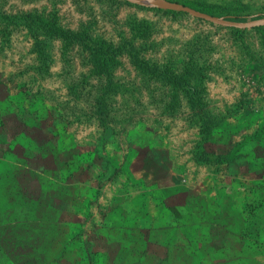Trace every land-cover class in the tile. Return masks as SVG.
Segmentation results:
<instances>
[{
	"label": "rangeland",
	"instance_id": "1",
	"mask_svg": "<svg viewBox=\"0 0 264 264\" xmlns=\"http://www.w3.org/2000/svg\"><path fill=\"white\" fill-rule=\"evenodd\" d=\"M169 1L205 2L217 15L242 23L264 19V0ZM151 7L129 0H0V112L44 119L41 125L18 122L16 130L57 123L79 145L80 155L70 165L78 163L92 180L106 174L100 188L85 186L84 193L99 195L89 196L92 203L81 212L57 218L49 207L28 204L15 212L12 230L10 217L0 223L20 242L18 264H35L27 257L33 246L44 245L42 235L49 230L61 245L71 241L74 254L83 252L90 264L92 257L114 262L118 244L99 238L100 232L108 235L109 219L118 227L126 224L125 238L136 246L131 263L145 259L140 243L147 235L157 254L176 259L169 243L185 245L209 235V264H264V26L226 27ZM28 14L121 46L118 63L96 72L88 49L42 32ZM131 47L153 65L191 78L192 88L173 87L141 71L128 53ZM27 143L21 137L13 144L14 160ZM44 168L54 180L53 164ZM168 171L175 176L164 183L183 186L180 194L166 203L149 201L143 193L156 188L152 180ZM6 172V163H0L4 205L5 193L15 187ZM21 183H27L23 174ZM122 193L134 201L132 223L114 213V198ZM133 223L137 227L130 228ZM153 259L149 256V263ZM0 263L7 264L2 252Z\"/></svg>",
	"mask_w": 264,
	"mask_h": 264
},
{
	"label": "trees",
	"instance_id": "2",
	"mask_svg": "<svg viewBox=\"0 0 264 264\" xmlns=\"http://www.w3.org/2000/svg\"><path fill=\"white\" fill-rule=\"evenodd\" d=\"M182 4L211 15L220 16L215 13L216 9L214 7L205 2ZM150 9L158 8L151 7ZM221 13H224V11H221ZM25 17H28L33 23V26L37 29H41L42 32L63 37L67 45L79 43L85 49H88L94 59V69L98 73L108 72L118 63L117 58L121 53L120 51H122L120 49L121 46L115 47L103 39H94L93 36L89 35L87 32L77 33L67 31L58 27L55 21H50L40 16L28 14ZM225 17L228 18L229 16L225 15ZM136 50L138 49L131 47L128 53L130 52L132 54L133 61L141 71L153 77H158L168 82L173 87H178L180 84H183L186 89L192 88L190 83L191 78L178 74L176 70L170 66L153 65L150 61L140 58L139 51ZM11 103L14 105V102ZM43 120V117L40 116H24L22 112L11 113L8 112L7 109L0 112V147H4V149H0V158L4 159V161L0 160V163H6L7 172L5 177L14 179L12 180V185L15 186L14 189L11 190L12 192H8L7 190L8 193H5L7 204L4 205V201L0 199V204H3L0 206V223H5L7 221L6 217H10L9 230H12L14 222L18 221L15 212H20L25 205L30 204L32 207L33 205H40L43 208L49 207L55 212L57 218L64 212H81L83 207H88V205L92 203L88 199L89 196L99 195V191H89L87 195L84 193V189H86L85 186L90 184L94 185L93 187L97 189L106 183V174L101 173L99 178L92 180L90 177L86 176V171L83 172L78 169V163L70 165L71 158L73 157V159H76L80 155L78 152L79 145L71 141L70 135H68V132L62 126H58L57 123H54L51 126H40V128H36L34 125H27V129L22 130H16L14 127L16 123L18 124L16 127L21 126L18 122L29 124L31 121H36L37 124L41 125V123L44 122ZM21 137L25 138L28 143L26 147L20 151V157L14 160L10 155H13V152H15L13 144L18 142ZM47 153H50V156ZM88 155H90V153ZM13 160L15 161L14 164H8V161ZM77 160L80 162V159ZM47 162L48 164H53L52 170H54L56 174L54 180L45 176L46 169L44 166ZM80 164H82L85 169L83 162H80ZM22 174L26 176L27 183H21ZM35 182L38 183L39 186L36 185ZM0 185L2 184L0 183ZM35 185L38 188H36ZM52 189L53 194H49V191ZM114 213L119 214L117 211ZM46 215L47 218H49L48 214ZM122 215L127 218L130 212H123ZM30 217L22 218V224L25 225L27 221L30 220ZM113 221L112 219L106 221V228L109 230L107 232L108 235L104 234V232H100L99 238L109 241L110 244L114 242L118 244V261L105 262L92 257V264H174L175 260H179L180 264H209V255H211V253H209V249H211L209 246V235H206L203 239L189 240L185 245L177 243L173 245L169 243L168 246H173V248H175L173 253H177V259L175 256H170L165 252L157 254V250L150 245L151 243L149 244L151 235H147L149 238H146V240L140 243L142 250L141 255L146 256L145 259L142 260L141 258L131 263V257L136 254V246H131V242L125 238L127 234L126 224L118 227L115 221ZM44 223L45 222L42 224ZM4 231L5 230L0 228V252L6 255L7 264H18L15 256L20 242L18 243V238L9 233L8 230ZM38 234L41 236L42 230ZM118 234H122V236L118 237ZM43 236L47 237V241L44 245L38 247V249L37 247H32L34 251L27 257L28 261H34L35 264H61V262L66 264H90L87 256L84 255L83 252L74 254L71 241L61 245V241L56 239L57 235H53L51 230H49V232L46 231L42 237ZM84 245L86 244L84 243ZM87 248H90V245H88ZM36 249L37 253H35ZM182 250H186V252L181 254L180 252ZM84 252L86 253V250H84ZM88 253L90 255L92 254L90 251ZM127 255L130 258L125 257ZM149 256H153V263H149ZM235 263L236 262H233L232 264ZM238 264H240V262Z\"/></svg>",
	"mask_w": 264,
	"mask_h": 264
},
{
	"label": "crops",
	"instance_id": "3",
	"mask_svg": "<svg viewBox=\"0 0 264 264\" xmlns=\"http://www.w3.org/2000/svg\"><path fill=\"white\" fill-rule=\"evenodd\" d=\"M166 166V165H165ZM173 167V163L167 164V168L170 169ZM175 176L174 172L168 171L166 174L164 173L162 177L153 179V184L156 188L152 187V189L147 190L143 195H145V198L149 197V201H152V198L158 199L160 203H166L168 200L172 197L175 196L176 193L177 195L180 194L179 191L183 189V186L181 185H173L171 182H165L164 181H172L173 177ZM171 184V185H170ZM178 191V192H177ZM176 192V193H175ZM175 193V194H174ZM128 193H122L119 195L118 198L115 199V203H113L114 208H116L115 211L119 212L120 214L125 212L132 215L134 213V201L127 195ZM117 202V203H116ZM113 208V209H114ZM136 217L135 216H129L127 217L126 221L134 220ZM135 221V220H134ZM132 227H137L136 223H133V225H130ZM129 227V226H128Z\"/></svg>",
	"mask_w": 264,
	"mask_h": 264
},
{
	"label": "water",
	"instance_id": "4",
	"mask_svg": "<svg viewBox=\"0 0 264 264\" xmlns=\"http://www.w3.org/2000/svg\"><path fill=\"white\" fill-rule=\"evenodd\" d=\"M129 1L138 3V4H145V5L153 6V7H161V8L169 9V10L186 12L194 17L202 18L207 21L213 22L217 25H222L226 27H237V28L245 29V28H252L254 26H264V19H260V20H257L251 23H242V22H237V21H233L230 19H226L220 16L211 15L206 12L195 9L193 7L184 5L182 3L173 2L169 0H129Z\"/></svg>",
	"mask_w": 264,
	"mask_h": 264
}]
</instances>
